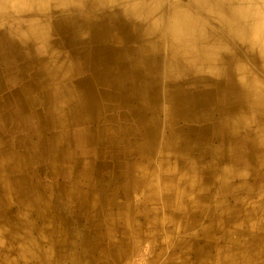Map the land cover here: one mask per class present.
<instances>
[{
  "label": "bare ground",
  "instance_id": "bare-ground-1",
  "mask_svg": "<svg viewBox=\"0 0 264 264\" xmlns=\"http://www.w3.org/2000/svg\"><path fill=\"white\" fill-rule=\"evenodd\" d=\"M114 101L119 124L84 129L76 144L65 128ZM19 116L39 123L56 159L119 145L132 169L120 176L151 190L163 210L143 212L170 230L171 257L142 234L154 239L146 264H264V0H0V135ZM11 148L0 138V177L26 159ZM1 181L4 203L29 192ZM5 231L0 263L35 261Z\"/></svg>",
  "mask_w": 264,
  "mask_h": 264
},
{
  "label": "crops",
  "instance_id": "crops-1",
  "mask_svg": "<svg viewBox=\"0 0 264 264\" xmlns=\"http://www.w3.org/2000/svg\"><path fill=\"white\" fill-rule=\"evenodd\" d=\"M119 105L114 101L112 110L104 112L91 125L80 124V128L65 129L76 133L75 143L81 145L80 140L84 139L80 131L119 124ZM109 116H114L116 121H107ZM39 129L38 122L29 124L25 116H19L7 123L0 135V138L12 141L14 157H26L8 168L6 175L0 177L1 182L23 181L29 188L25 196L11 202L0 200V226L6 230L2 236L8 248L22 247L35 260L26 258L22 261L12 256L13 263L0 264H146L148 257L154 254L151 245L154 239L148 241L142 237L147 232L154 234L155 239L160 238L167 252L170 251L164 243L171 242L170 230L152 222L154 217L143 212L146 206L159 211L163 207L156 205L159 201L152 197L151 190L145 187L132 190L120 176L124 173L127 179L132 169L126 162H120L125 152L118 147L112 148L117 143L110 142L101 147L97 142L92 150L65 154L66 160L56 159L55 142L41 143ZM57 130L48 133L54 137ZM112 158L113 165H108ZM126 189L134 193V203L128 202ZM129 204L135 205L129 208ZM123 208L136 212L137 217L126 219L128 215H122ZM186 211L183 207L180 215ZM113 214H118V218H113ZM132 224L133 231L140 233L136 236L137 244L132 241ZM131 252L133 259L128 261Z\"/></svg>",
  "mask_w": 264,
  "mask_h": 264
}]
</instances>
